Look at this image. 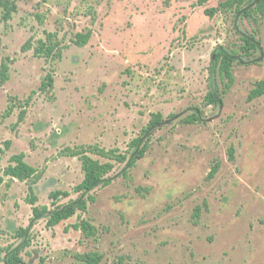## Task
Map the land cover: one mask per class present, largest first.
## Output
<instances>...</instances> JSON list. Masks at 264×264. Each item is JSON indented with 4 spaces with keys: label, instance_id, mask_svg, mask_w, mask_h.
I'll list each match as a JSON object with an SVG mask.
<instances>
[{
    "label": "rangeland",
    "instance_id": "374dc122",
    "mask_svg": "<svg viewBox=\"0 0 264 264\" xmlns=\"http://www.w3.org/2000/svg\"><path fill=\"white\" fill-rule=\"evenodd\" d=\"M9 1L17 5L11 19L0 8V69L10 67L0 82V264L8 249L21 250L20 264H264V95L249 100L264 80L255 3ZM89 31L88 44L75 45ZM49 34L64 49L60 60L24 52ZM222 50L234 58L229 88L215 64ZM48 74L54 87L42 92ZM156 114L162 121L142 135ZM139 137L150 147L130 168L129 144ZM88 147L128 161H112L104 182L79 194L84 172L72 155ZM21 153L39 172L36 206L48 210L40 219L27 201L31 182L4 176ZM57 191L70 196L53 206ZM90 196L85 212L47 227L53 212ZM83 220L93 236L75 228Z\"/></svg>",
    "mask_w": 264,
    "mask_h": 264
},
{
    "label": "trees",
    "instance_id": "16d2710c",
    "mask_svg": "<svg viewBox=\"0 0 264 264\" xmlns=\"http://www.w3.org/2000/svg\"><path fill=\"white\" fill-rule=\"evenodd\" d=\"M199 3L203 5L205 3V0H199ZM255 3V7L253 12L257 15H260L261 17H264V0H229L226 3L222 5V7H236L237 9L241 7H245L247 5H251ZM0 8L4 11V16L6 20H9L12 18L13 14L17 12V5L16 3H12L9 0H0ZM217 12V9L213 10H207L206 15L208 17H213L214 14ZM252 11H246L247 17H252L253 15ZM254 22L257 23V19H254ZM92 36V32L89 31L87 34H78L76 37V40L74 41L75 45L79 47H83L88 44ZM54 35L49 34L46 38V40H40L35 46L28 42L24 47V52L34 49V52L37 57L45 58L47 61H56L60 60L63 55V47L61 44L58 43V41L53 40ZM247 45L251 46V42L247 40ZM215 64L219 67V74L221 76V79L223 83H225V87L229 88L231 84L233 83V64H234V58L228 54L227 52H224L223 50L220 51L215 59ZM9 65L6 63H3L0 69V82L5 83L9 78ZM54 87V78L51 74H48L46 78L44 79L41 91L46 92V90H51ZM264 95V80L258 82L255 86V88L251 91L249 95V100H255L259 97H262ZM207 100L210 104L215 103V98L213 97V94H209L207 97ZM31 99H29L26 104H30ZM10 111L7 112L9 114ZM26 111L24 110L19 117L20 122L24 120ZM162 121V115L156 114L153 115L151 121L147 125V127L143 130L142 135H146L149 131L154 129L160 122ZM141 135V136H142ZM142 137L134 139L130 144L129 148L136 150L135 156L129 161L130 168H134L138 161L143 159L146 155V153L149 150V143L146 142L144 145L141 144ZM11 142H6V147L9 148ZM88 150L83 151L81 153H75L72 156L80 157L81 163H82V171L84 172V180L76 187L75 192L76 193H89L92 190H94L97 186L101 185L104 182V179L108 174H110L114 168L115 163L123 164L128 161V157L125 154H121L119 150H110L106 151L105 149H100L99 147H88ZM233 152V149L231 150ZM89 154H94L97 156H100L102 158H106L109 160V162L101 163L99 160L93 159ZM233 154V153H232ZM25 154L21 153L18 155H14L10 158V165L8 168L4 171V176L16 179L19 181H29V190H30V196L28 197V203L33 206V216L36 219L43 218L47 213L48 210L46 207L39 208L36 206V203L38 202V198L36 195H34V188L37 184V178L39 176V172L28 164L25 160ZM233 161L232 159H230ZM114 161L115 163H113ZM217 171V168L215 167L210 176H213ZM2 182V179L0 178V183ZM70 196L69 192H53L50 194V199L52 200L53 206H56V201H58L61 197L67 198ZM93 197H89L88 200H81L77 203H71L67 205L66 207L59 209L58 211H55L50 216L47 227L53 228L60 224L63 221H66L73 216L77 214L78 211L85 212L88 208V204L90 202H93ZM200 209L196 210L195 217H199ZM75 228L77 230H81L86 236H93L95 234L94 227L87 221H81L79 224L75 225ZM24 230H21L19 233V236L22 237L25 233ZM9 250V251H8ZM7 253H9V257L7 259V264H20L22 262V259L20 257L21 250L17 249L15 251L8 249ZM86 260H88L85 257H81ZM98 261H93L92 264H97ZM90 263V262H88Z\"/></svg>",
    "mask_w": 264,
    "mask_h": 264
}]
</instances>
